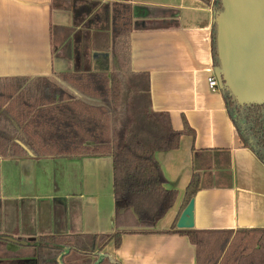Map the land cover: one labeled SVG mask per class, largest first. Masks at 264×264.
<instances>
[{
	"label": "crops",
	"instance_id": "obj_1",
	"mask_svg": "<svg viewBox=\"0 0 264 264\" xmlns=\"http://www.w3.org/2000/svg\"><path fill=\"white\" fill-rule=\"evenodd\" d=\"M111 1L0 0V78L58 82L81 98L58 75L111 70L110 30L97 17L89 22ZM126 2L131 70L149 75L151 109L167 112L175 130L185 118L194 136L182 135L177 149L155 153L164 186L177 191L157 231L124 233L118 247L111 241L102 252L119 264H196L187 236L167 231L182 211L192 174L200 176L192 229H264V164L242 146L221 90L207 83L214 69L213 0ZM116 211L110 156L0 155V264H35L31 256L42 236L132 228L116 222ZM47 251L52 264H66L71 255Z\"/></svg>",
	"mask_w": 264,
	"mask_h": 264
},
{
	"label": "trees",
	"instance_id": "obj_2",
	"mask_svg": "<svg viewBox=\"0 0 264 264\" xmlns=\"http://www.w3.org/2000/svg\"><path fill=\"white\" fill-rule=\"evenodd\" d=\"M126 1L103 3L89 19L91 23L97 17L110 30L111 70L58 75L81 98L58 82L0 78V155L110 156L116 222L121 218L132 227L108 234L42 236L31 256L35 264H52L47 249H57L55 253L61 257L95 255L93 264H119L102 252L104 247L111 241L118 247L124 233L156 232V224L176 201L177 191L164 186L155 153L177 149L180 137L194 136V131L185 118L183 128L175 130L167 112L151 109L149 75L130 68L132 18ZM212 9L211 47L216 68L215 16L221 0H213ZM220 90L242 146L264 164V103L239 104L228 90ZM199 184L200 176L194 172L180 209L194 197ZM175 223L167 231L187 236L195 246L196 264H264L262 228L175 229Z\"/></svg>",
	"mask_w": 264,
	"mask_h": 264
},
{
	"label": "water",
	"instance_id": "obj_3",
	"mask_svg": "<svg viewBox=\"0 0 264 264\" xmlns=\"http://www.w3.org/2000/svg\"><path fill=\"white\" fill-rule=\"evenodd\" d=\"M215 22L219 66L214 70L220 89L228 90L239 104L264 103V0H221ZM175 226L194 227L193 198Z\"/></svg>",
	"mask_w": 264,
	"mask_h": 264
},
{
	"label": "rangeland",
	"instance_id": "obj_4",
	"mask_svg": "<svg viewBox=\"0 0 264 264\" xmlns=\"http://www.w3.org/2000/svg\"><path fill=\"white\" fill-rule=\"evenodd\" d=\"M95 260V255L82 256L75 253H71V255L66 259V264H93Z\"/></svg>",
	"mask_w": 264,
	"mask_h": 264
},
{
	"label": "built area",
	"instance_id": "obj_5",
	"mask_svg": "<svg viewBox=\"0 0 264 264\" xmlns=\"http://www.w3.org/2000/svg\"><path fill=\"white\" fill-rule=\"evenodd\" d=\"M207 83L212 91H219L220 90V83L218 76L214 69H211L208 76H207Z\"/></svg>",
	"mask_w": 264,
	"mask_h": 264
}]
</instances>
